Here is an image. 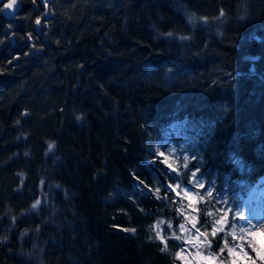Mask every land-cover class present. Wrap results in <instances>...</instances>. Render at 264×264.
Masks as SVG:
<instances>
[{
	"label": "trees",
	"instance_id": "obj_1",
	"mask_svg": "<svg viewBox=\"0 0 264 264\" xmlns=\"http://www.w3.org/2000/svg\"><path fill=\"white\" fill-rule=\"evenodd\" d=\"M21 1L0 13V264H178L155 150L174 125L220 196L197 204L219 252L206 212L264 184V0Z\"/></svg>",
	"mask_w": 264,
	"mask_h": 264
},
{
	"label": "rangeland",
	"instance_id": "obj_2",
	"mask_svg": "<svg viewBox=\"0 0 264 264\" xmlns=\"http://www.w3.org/2000/svg\"><path fill=\"white\" fill-rule=\"evenodd\" d=\"M188 136V129H186L184 125H174L171 126L169 132L166 133L159 142V156L169 168V172L175 173L176 176L180 178V181L175 186H170V190L174 193L178 202L175 204L177 207L175 209L176 216L179 221L189 219L193 216L196 218L195 228H193L191 224L188 225L189 230L192 232L195 246H193V242H187L185 240L178 241L180 246V249L177 252L180 253V256L177 255L179 261L178 264H264V231L250 233L248 239L245 240L241 247L237 248L234 253L230 254L227 250L223 249V247L219 252L214 251V242L212 241V238L209 237L206 231L198 226L197 204L201 201H205L206 199L202 200L201 197H205V194L210 189L214 188L212 185L206 187V183H197V181L203 179L198 175L196 170H191V163L195 161L192 159V157H195V150L193 146L189 144ZM170 148L176 149L175 154L170 151ZM184 155L189 156L187 167L184 166ZM178 156L180 157L179 159H177ZM182 169H184L186 173H189V184L183 181ZM262 183H264V180ZM197 193H199V195H197ZM221 195H224V193H221ZM213 197L218 199L220 196L218 194L216 196L213 195ZM231 203L233 204V201H231ZM238 207H240V204H238ZM214 208L219 211L216 212V220L213 222V225L215 224V229L223 228V231L217 230L215 234L212 235L213 237H216L218 234L223 233L221 236V242L224 245L227 226L232 224L234 218L238 219V213H236L237 209L231 210L228 207H225V210H223L224 207L221 209L220 203H216ZM178 210L183 212V215H179ZM243 211L244 213L242 215L245 224L248 221L258 225L264 223L263 184L255 186L254 190L249 193L246 200H244ZM174 221L175 220L172 219L173 227L176 225L174 224ZM213 225L211 233H213L214 230ZM173 231H175V228H173ZM161 233H163L162 230ZM201 233H203V235H200ZM178 235L183 236L185 233L178 232ZM197 236H199V241L195 240ZM249 240L251 241L250 244L248 243ZM201 242L204 243L202 244ZM219 244L221 243L219 242ZM229 246L231 247V245ZM209 253L214 254L210 255Z\"/></svg>",
	"mask_w": 264,
	"mask_h": 264
},
{
	"label": "clouds",
	"instance_id": "obj_3",
	"mask_svg": "<svg viewBox=\"0 0 264 264\" xmlns=\"http://www.w3.org/2000/svg\"><path fill=\"white\" fill-rule=\"evenodd\" d=\"M20 0H6V2L3 4L2 7H0V13L3 12H11V13H15L17 10V6L19 5ZM169 35H171V32H169ZM181 39H187V37H181ZM83 119V116L81 115H77L76 116V120L79 122ZM57 145L55 141H48L47 142V153H52L55 149H56ZM156 152L159 153L160 152V148L157 147ZM170 151L175 154L176 149L175 148H170ZM25 155H28V153L26 152ZM180 157L178 156L177 159H179ZM183 159L185 161L184 166L187 167V162L189 161V156L188 155H184ZM192 159H195V157H192ZM198 184H203L205 183L204 180H199L197 181ZM213 191L214 189H210L205 196L207 197V199L209 201H211V199L213 198ZM156 198L160 199V190L159 188L156 189L155 192ZM197 195H199V193H197ZM205 197H201V199L203 200ZM219 210H217L218 212ZM178 214L179 215H183V212H180L178 210ZM206 215L208 217H212L213 220L215 219L217 213H214L213 211L209 210L206 212ZM238 219L233 220L232 224H231V228L229 231H227L224 240L225 243L223 245V249L227 250L230 254L234 253L235 250L237 248H240L241 245L245 242L246 239H248L249 234L253 233V232H259V231H264V223L261 224H256L253 223L251 221H248L246 224L244 223V217L242 214H237ZM210 223L212 221H209ZM167 225V227L169 229H171L173 227V222L171 219H162V218H158L156 220L155 225H158L159 227H162L163 225ZM191 224L193 228H195L196 226V218L193 216L191 217V219H185L183 221H181V223L179 224L178 229H176V231L172 232V238L175 240H188L192 238V232L189 230L188 225ZM214 229H215V224L213 225ZM220 231H223V228L219 229ZM185 233V235L180 236L177 233ZM231 238L232 240V244L231 247L229 246V244L227 243L228 239ZM248 243L250 244L251 241L249 240ZM210 247V246H209ZM210 255H213L214 253H209Z\"/></svg>",
	"mask_w": 264,
	"mask_h": 264
},
{
	"label": "snow or ice",
	"instance_id": "obj_4",
	"mask_svg": "<svg viewBox=\"0 0 264 264\" xmlns=\"http://www.w3.org/2000/svg\"><path fill=\"white\" fill-rule=\"evenodd\" d=\"M44 2H45V4H47L48 0H44ZM48 14H49L48 12H45V13H44L45 16H47ZM40 22H41V21H40L39 18H37V19L35 20V23H36L37 25H39ZM29 39H31V35H30V34H29ZM33 46H34V45H33ZM9 63H11V61H9ZM25 114H26V113H25ZM20 175L23 176L22 173H21ZM22 183H23V180H21V184H22ZM41 183L43 184V181H42ZM57 187H59V186L57 185ZM40 204H41V201H40V200H36L35 203H33V204L31 205V208H32L33 210H36V209L39 208ZM189 219H191V217H190ZM14 222H15V217H13V223H14ZM218 223H219V221H218ZM154 228L156 229V238L159 239V240H162V241H163V240H164V237L161 235L160 227H159L158 225H154ZM217 230H219V229H214L212 234L214 235L215 232H216ZM132 231L134 232L135 229H132ZM22 235L26 236V235H27V230H25L24 233H23ZM200 235H203V233H201ZM2 239H6V237L0 238V240H2ZM195 240H196V241H199V236H197V237L195 238ZM185 241H187V242H193V246H195V242L193 241V238L188 239V240H185ZM165 243H166V242H165ZM201 243L203 244L204 242H201ZM177 255L180 256V253H177Z\"/></svg>",
	"mask_w": 264,
	"mask_h": 264
},
{
	"label": "water",
	"instance_id": "obj_5",
	"mask_svg": "<svg viewBox=\"0 0 264 264\" xmlns=\"http://www.w3.org/2000/svg\"><path fill=\"white\" fill-rule=\"evenodd\" d=\"M55 0H48L47 4H45L44 0H40L41 4L44 6V8L48 11L50 8V4L53 3ZM6 2V0H0V6H3V4ZM22 7V1L20 0L19 5L17 6V10L15 13L11 12H3L2 16L6 18L8 21L14 20L17 15L19 14L20 10ZM47 18L49 17V14L46 16Z\"/></svg>",
	"mask_w": 264,
	"mask_h": 264
},
{
	"label": "bare ground",
	"instance_id": "obj_6",
	"mask_svg": "<svg viewBox=\"0 0 264 264\" xmlns=\"http://www.w3.org/2000/svg\"><path fill=\"white\" fill-rule=\"evenodd\" d=\"M2 14V13H1Z\"/></svg>",
	"mask_w": 264,
	"mask_h": 264
}]
</instances>
